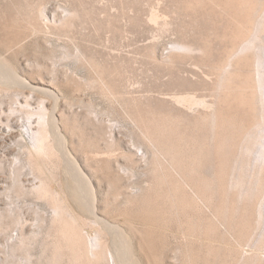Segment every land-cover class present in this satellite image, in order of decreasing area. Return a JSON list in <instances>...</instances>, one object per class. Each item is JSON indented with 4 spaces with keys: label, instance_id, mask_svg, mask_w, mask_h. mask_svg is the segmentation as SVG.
I'll return each instance as SVG.
<instances>
[{
    "label": "rangeland",
    "instance_id": "rangeland-1",
    "mask_svg": "<svg viewBox=\"0 0 264 264\" xmlns=\"http://www.w3.org/2000/svg\"><path fill=\"white\" fill-rule=\"evenodd\" d=\"M258 1L0 0V264L73 263L66 242L54 256L55 204L31 193L41 174L27 165L26 146L40 125L27 112L42 109L84 173L60 161L48 183L80 218L85 240L102 231L125 264H264L256 260L264 258L260 197L240 196L250 180L239 193L236 177L214 178L208 167L215 181L199 199L194 181L187 186L169 172L165 156L158 166L146 138L165 153L169 139L186 146L185 138L194 145L211 135L197 124L203 107L189 110L176 96L214 101L206 74L252 38V25L264 20ZM177 42L206 47V63L198 52L171 53ZM235 103L248 126L250 108Z\"/></svg>",
    "mask_w": 264,
    "mask_h": 264
},
{
    "label": "bare ground",
    "instance_id": "bare-ground-1",
    "mask_svg": "<svg viewBox=\"0 0 264 264\" xmlns=\"http://www.w3.org/2000/svg\"><path fill=\"white\" fill-rule=\"evenodd\" d=\"M249 2L250 0H240L241 4L239 6L243 7ZM250 34L252 38L250 37L251 39H247L244 41L245 43L243 42L244 44L237 47L222 68L219 70L212 69L211 73L206 74V77H209L208 82H210L209 85H211L212 95L214 96L212 103L201 101L195 95H192V93L176 96V101L185 105L189 110H193L195 107H203L205 111L203 110V112L198 113L197 124L200 125L201 123L203 127H205L204 125L209 126L211 135L208 134L209 132L207 134L211 142L208 141V143L210 142L209 144L204 143L209 139L208 136H206L208 138L204 142L201 138L196 137L197 139L195 138L194 143H191L194 145H190L184 137L190 146L188 144L182 146L174 145L170 139H167L168 143L163 140L167 144L165 145L167 146V149L165 148L166 152L163 153L164 150L160 149L157 145L158 140L150 136H146V138L153 147L158 166L162 163L161 156H165L166 159H163L168 160L169 172L176 174L175 176H178L187 186H193L190 182L194 181L196 187L193 186L192 190H194L195 196L199 199L202 196L207 197V192H211L212 188L210 184L213 185L212 182L215 181L213 178H207L205 169L208 167H216L212 172L214 178L226 177L227 175L236 177L237 181L234 187L238 189L244 186L242 182L248 178L250 180L248 185L241 189V193L240 189L238 192L246 200L251 199L253 196L260 197L256 216L260 231L262 232L261 235L264 237V20L258 23V25H252ZM172 48L171 53H177L179 57H182L180 52L189 55L198 52L204 57L203 59L201 58L202 61L206 63L205 57L208 54L206 47H196L185 42H177ZM15 78L13 75V79ZM235 102H239L241 105L250 108L248 126L243 125V121L245 120L240 119L243 122L240 123L237 119L238 117H236V113H233L232 109H234ZM29 112L27 113L28 115L30 114V119L34 115L38 116L40 125L37 129H30L32 130V143L30 142L31 144L26 146L27 165L32 170H37L41 174V177H37L39 184L33 187L31 193L37 194L40 198H50L55 204L53 222L56 226V232L58 231L60 235L54 241V243L56 242L59 245V249L56 250L54 256L58 257L59 250L66 244L72 253V264H100L103 261L109 262L111 259L113 260V264H125L123 259L125 254L113 245H109L104 240V233L102 231H98L97 234L89 236L85 240L84 236L78 232L80 218L76 216V212L74 213L71 210L65 200L66 198H63L64 196L62 197L61 194L54 193L51 190L48 183V178H51L49 172L54 170L60 161H68L74 164L80 176L84 175V173L78 164L72 160L70 154H68L65 139L63 140L64 137H58L57 126H55L54 120L48 116L45 109L37 113ZM170 122L169 126L171 127L174 122L173 119ZM245 123L247 124V122ZM239 128L244 137L243 139L241 138V141L238 140L239 143L236 144L234 141L237 139L234 137V140L232 134L234 130L237 131ZM163 130L165 129L163 128ZM57 138L59 139L57 140ZM184 138L182 141H184ZM189 138L191 139V137ZM56 141H60L59 144H56ZM174 142L176 143V141ZM233 144H236L237 147L230 156L226 150L228 149L231 153L232 149L230 150V147ZM58 145H61L63 149L59 151ZM212 150H214L216 160L218 161L213 166L210 162ZM162 168L165 175L168 170H165L166 166ZM159 172L162 173L161 171ZM53 173H51V176L54 175ZM42 175H46L47 177L44 178ZM245 182H248V180ZM210 196L213 195L210 194ZM95 203L96 200L93 197L92 205L95 206ZM94 209L96 208L94 207ZM64 242L66 243L64 244ZM82 248H85V250L83 251ZM260 256L262 257V255ZM261 257H257L256 259L259 263L264 262V258Z\"/></svg>",
    "mask_w": 264,
    "mask_h": 264
}]
</instances>
